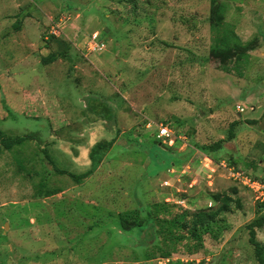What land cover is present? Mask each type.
<instances>
[{
	"label": "rangeland",
	"instance_id": "374dc122",
	"mask_svg": "<svg viewBox=\"0 0 264 264\" xmlns=\"http://www.w3.org/2000/svg\"><path fill=\"white\" fill-rule=\"evenodd\" d=\"M223 1L224 21L258 42L229 70L210 53L211 0H0V127L26 137L1 145L0 264H257L246 225L263 200L227 165L264 181V0ZM53 51L65 56L44 63ZM233 121L217 157L195 147L225 138ZM160 123L178 139L159 144ZM105 140L103 162L77 181L94 163L76 153ZM170 156L180 162L166 167ZM40 181L60 191L42 197ZM215 193L243 207L196 253L183 240L169 259H146L160 238L143 244L140 227L114 220L163 201L194 212Z\"/></svg>",
	"mask_w": 264,
	"mask_h": 264
},
{
	"label": "trees",
	"instance_id": "16d2710c",
	"mask_svg": "<svg viewBox=\"0 0 264 264\" xmlns=\"http://www.w3.org/2000/svg\"><path fill=\"white\" fill-rule=\"evenodd\" d=\"M227 7L228 5L226 1L211 0L210 19L211 29L214 36L210 53L214 58L220 59V64H222V68L225 70L231 69L229 67L231 61L235 62V67H238V64L241 61L244 63L247 62L246 59L250 57V51L256 48L258 44L257 40H254V42H247L246 44L243 43L240 36L236 33L233 25L224 21ZM61 56H65L63 51L59 53L53 51L44 56L42 61L44 63H50L57 60ZM244 57H246V59ZM99 115L102 116L103 114L99 113ZM248 120L249 123L257 122V119L255 118ZM238 124V121H233L231 123L230 127L227 129V135L225 138L210 144H200L198 142H194L195 147L208 157H217L215 153L223 147L224 142L233 140L236 137ZM174 132L177 134L175 130ZM176 138L178 139L177 135ZM181 138L183 137L181 136ZM25 139V136H16L11 139V137H8V134L5 132V130L0 127V146L4 145L6 147L4 149H11L14 145H20ZM156 140L162 146L164 145L161 139L157 138ZM105 142L106 143H103L102 141L92 146L89 157L91 162L94 163V167L91 170L86 171L84 174L77 176V181L80 180L78 177H84V179H86L90 174L96 172L98 169L97 167H99L103 162L107 152L114 144V140H105ZM178 143H180V141H178ZM168 148L170 149L171 147L169 146ZM2 149L3 148L1 146L0 152ZM50 162L54 164L52 160H50ZM179 162L180 161H178V159L170 156L168 165L166 167L170 165H176ZM253 162L254 161H251L250 165L257 167ZM233 164H237V160L234 158L228 162V169H240ZM55 169L56 173L58 174L65 172L60 168ZM244 171L250 173L252 178H259L252 174V171ZM67 173L73 177V172ZM40 182L41 187L39 189L38 195L42 197L51 196L60 191L59 188L49 187L44 181ZM233 193H238L237 187L233 188ZM211 196L213 199L211 206L202 207L201 209H198L194 212L190 211L189 209L174 211L173 207H175V205L173 203L163 201L162 203H153L150 205L144 217H141V212L136 209L124 213L119 212L117 215H114V220L118 223L120 228L123 229V231L130 230L134 227H140L142 231V238L145 239L142 242L143 244L151 245L154 240L160 238L158 241H156L160 243L154 242V247L157 250H151L148 252L144 251L146 259H150L155 256H158L157 258L161 259H169L173 252L177 250L178 242H182L183 240H187L186 246L188 247V251L190 253H196L204 248L206 235H210L213 239H217L223 234L224 230L228 228L225 214L232 210V205H235L238 209L243 207L242 201L238 196L235 197L234 195L222 193H215ZM257 212V216L254 217L246 225V227L250 233L249 241L254 246L257 264H264V242L257 239V230L264 227V200L259 203ZM189 240H194V242L191 243ZM192 262H194V260L191 261V264Z\"/></svg>",
	"mask_w": 264,
	"mask_h": 264
},
{
	"label": "built area",
	"instance_id": "2783aa9c",
	"mask_svg": "<svg viewBox=\"0 0 264 264\" xmlns=\"http://www.w3.org/2000/svg\"><path fill=\"white\" fill-rule=\"evenodd\" d=\"M238 108H242L241 106H238ZM176 135L174 130L167 124L164 123H160L159 127H158V132H157V137H159V139H169V141H171V139ZM209 159V158H206ZM229 171L231 173V177L235 180V181H239L240 183H242L244 186L248 187L251 191H253L255 193V197L257 199H261L264 200V181L261 180L260 178H252V176L250 175V173L245 172L244 170L241 169H233V168H229Z\"/></svg>",
	"mask_w": 264,
	"mask_h": 264
},
{
	"label": "crops",
	"instance_id": "0c3cea01",
	"mask_svg": "<svg viewBox=\"0 0 264 264\" xmlns=\"http://www.w3.org/2000/svg\"><path fill=\"white\" fill-rule=\"evenodd\" d=\"M156 138H157V136H156ZM89 153H90V149H87V150L78 151L76 154L78 155V157L82 158L83 162L90 163L91 160H90V157H89Z\"/></svg>",
	"mask_w": 264,
	"mask_h": 264
},
{
	"label": "clouds",
	"instance_id": "9594fccd",
	"mask_svg": "<svg viewBox=\"0 0 264 264\" xmlns=\"http://www.w3.org/2000/svg\"><path fill=\"white\" fill-rule=\"evenodd\" d=\"M158 138V137H157ZM159 139V138H158ZM238 183H240V182H238ZM240 184H242V183H240ZM243 185V184H242ZM244 186V185H243Z\"/></svg>",
	"mask_w": 264,
	"mask_h": 264
}]
</instances>
